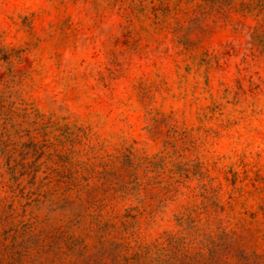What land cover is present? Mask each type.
Masks as SVG:
<instances>
[{"label":"rangeland","instance_id":"rangeland-1","mask_svg":"<svg viewBox=\"0 0 264 264\" xmlns=\"http://www.w3.org/2000/svg\"><path fill=\"white\" fill-rule=\"evenodd\" d=\"M0 264H264V0H0Z\"/></svg>","mask_w":264,"mask_h":264}]
</instances>
